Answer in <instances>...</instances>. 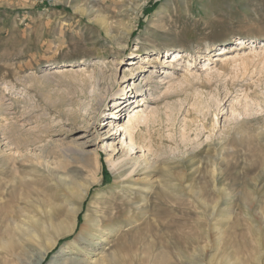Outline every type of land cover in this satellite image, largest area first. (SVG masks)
Segmentation results:
<instances>
[{
	"label": "rangeland",
	"instance_id": "1",
	"mask_svg": "<svg viewBox=\"0 0 264 264\" xmlns=\"http://www.w3.org/2000/svg\"><path fill=\"white\" fill-rule=\"evenodd\" d=\"M140 93L161 112L131 130ZM131 139L150 166L121 185ZM105 210L107 264H264V0H0V264H92L79 235Z\"/></svg>",
	"mask_w": 264,
	"mask_h": 264
},
{
	"label": "bare ground",
	"instance_id": "2",
	"mask_svg": "<svg viewBox=\"0 0 264 264\" xmlns=\"http://www.w3.org/2000/svg\"><path fill=\"white\" fill-rule=\"evenodd\" d=\"M242 44H244V46H242L240 48V50L246 48V41H242ZM220 50L221 51H220V53H218V56L220 57L219 60H221V62L219 64H221L222 66H223L222 62L228 63L231 60L236 61L237 60L236 59L237 56H239V58H240V53H237L234 56L231 53H229V51L227 50L226 46L220 48ZM141 55H143V54H141ZM183 57H184V55L182 54L181 51L175 52L174 55H173V60H172L173 67H176V63L179 62ZM250 58H251V56L248 55L245 58H243V60H245V61L247 60V62H248V60H250ZM252 59H251V61H253ZM143 60L145 62V60H146L145 56H143ZM131 64L134 66V69H132L133 73L135 74L134 77H139V75L144 73V70L142 69V68H144L143 64H141L139 61L134 59V60H132ZM246 64L247 63H245V65ZM85 68L86 67L84 66L83 68H80V70H83ZM57 70L58 69L54 70L53 72H57ZM155 73L156 72L154 70H152V71H150V73H148V74H146V76H144L145 79H146V82H148L146 84L148 86L147 90L151 93V95L155 94L154 98L160 97L159 90H160V85H161L159 82H154L155 80H153V79H155ZM167 73H168L167 78L169 79L168 82L171 85L175 84V82L179 79V76L176 75L174 70L168 69ZM132 78H133V76H132ZM99 80H101V79L100 78L96 79V85L98 86V88L100 86V83H99L100 81ZM136 88H138V90H140V91L144 90L143 86H141L140 84L137 85ZM168 88L170 89V85L168 86ZM171 88H172V86H171ZM150 93H149V95H150ZM138 95H140V97H142L141 100H143L144 103L140 102L141 104L139 103L136 106L137 109L134 110L133 115H131L130 118L128 119V121H127V126L126 127L130 128L131 130H134L135 128H137L140 125V123L143 121L142 119H146V120H150L152 122H155L157 120V115L159 117L160 116V112H161V109H158V108L155 109V110L152 109V111H150L149 113H147V109L146 110L143 109V108L141 109V107L144 104H147V101H144L146 96H145V93H143V94L140 93ZM138 95L135 94L134 97H137ZM131 96L132 95L130 94V95L123 96L120 99L116 100V102H119L122 98H125L124 101H120L119 104L115 107L117 113L121 112L125 107H127L129 104H131V103H129V101L132 102L130 100ZM168 97H169V95L165 94L163 96V99L164 98L168 99ZM148 108H149V105H148ZM164 115H166V114H164ZM114 127H115V125H114ZM136 143L137 142L134 139H131L130 146H129L125 156H123V157H121L119 159H111V160H109L111 168H112L113 172L115 173L117 183H121V185L124 184V183L125 184L126 183L131 184L133 182V180H135V177H134L135 174H138L139 172L144 171V169H147L150 166L148 164V162L146 161V160H148V159H146V157L143 158L140 155H138V156H136V155L134 156L133 155L132 152L135 151L134 150L135 149L134 146H135ZM149 188H151V186L148 185V189ZM99 194H100V199L104 200L106 202L105 204H107L108 203V199L105 198V193H99ZM77 195H78V198L81 197V195L79 193ZM144 196H145L144 200H146L147 194H144ZM79 208L80 207L72 205V209H73L74 213L77 210H79ZM106 208H108V207H106ZM108 217L109 216H108V213H107L106 210L103 211L102 213H100V216H98V217L95 216L93 219H90L88 215L85 216V223L83 224V226L81 228V232H80L79 236H81V238H83L85 240L86 239L89 240L88 243L89 242L90 243L95 242V239H99V241L102 240V242H100V244H99V245H101V247H100L101 250L97 253L98 256L95 257V258H93V256L90 257L92 259V262H91L92 264H107L108 263V260H109L108 255H106V254L103 255L104 252H105V246H106V245H104V243L106 241L108 243L109 242V237L117 236L119 234V232L121 231V227L120 226L111 225L109 223V221H107ZM53 220H54V213L52 211L49 212V214L47 215V218H45V220L36 219V218L32 219L31 220L32 221V225L29 226L30 227L29 230H28L29 236H27V238L29 240H31V241H34L35 238H36V235L38 233L37 231L39 229L40 230L45 229L47 227L45 223H47L49 225V224H51L53 222ZM14 224H16V223H14ZM55 229H56L55 230L56 234H54L55 236L53 238V241H51V240H49V242L46 241V242H48V244L44 247L43 256L41 257L40 262H42L45 259V256L48 253V250L52 249L53 246L56 245L58 238H60L63 235L65 236V234H67L68 232H71V231L74 230V229L68 230V231L64 230L62 227H60V225L56 226ZM56 236H58V238H56ZM194 243H195V241H194ZM74 244H77V243H74ZM9 245L10 244L8 242L4 241L3 245L1 247L4 248V249H8ZM93 249H96V248L94 247Z\"/></svg>",
	"mask_w": 264,
	"mask_h": 264
}]
</instances>
